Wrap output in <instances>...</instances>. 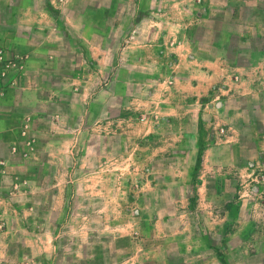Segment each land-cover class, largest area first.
I'll use <instances>...</instances> for the list:
<instances>
[{
	"label": "crops",
	"instance_id": "obj_1",
	"mask_svg": "<svg viewBox=\"0 0 264 264\" xmlns=\"http://www.w3.org/2000/svg\"><path fill=\"white\" fill-rule=\"evenodd\" d=\"M212 1L0 0V47L25 56L0 99V215H48L42 244L56 241L51 220L75 133L102 122L103 156L82 174L102 185L87 190L102 192L110 168L115 181L142 184L133 191L144 198L167 183L169 194L181 191V213L201 216L204 264H264V0H232L227 23L216 13L208 27ZM244 2L256 7L246 19ZM230 39L240 46L229 49ZM42 195L40 205L16 203ZM157 224L137 263L167 260ZM174 241L182 250L188 242Z\"/></svg>",
	"mask_w": 264,
	"mask_h": 264
},
{
	"label": "rangeland",
	"instance_id": "obj_2",
	"mask_svg": "<svg viewBox=\"0 0 264 264\" xmlns=\"http://www.w3.org/2000/svg\"><path fill=\"white\" fill-rule=\"evenodd\" d=\"M231 2L232 0H213L212 4L206 6L204 13L208 19L206 25L208 27L214 25L210 20L216 13L220 16L218 24L225 25L233 10ZM246 4L244 2L237 6V11L239 14L241 12L243 19H246L251 11H256V7ZM204 40L212 43L216 38L213 35L205 37ZM228 45L229 49H232V46H240V43L230 39ZM24 60V55L9 53L0 47V99L4 97L3 90L12 86L14 89L17 86V79L22 75ZM259 103L260 100H256L257 115L260 114ZM94 125L98 129L96 133L87 132L84 127L75 133L77 135L74 137V142L78 150H75L73 155L68 153L66 167L63 168V190L59 200L62 208L60 215L53 217V219L58 217L57 220L55 222L51 220L55 223V228H58L53 229V232L59 235L56 241L51 237L49 247L42 244L44 232H42L41 219L47 218L48 215L31 212L22 214L13 212L9 217L0 215V235L9 233L7 237L9 243L4 244V240L3 243L0 242V255L7 257L2 261L3 264H140L136 262L134 253L141 248L143 236H154V231L158 232L155 230L157 217V225L165 235L159 237L157 244L168 243V247H161L162 251L167 250L164 255H168V258L163 262L148 264H204L202 261L204 256L198 243L201 216L198 213H181L186 205L180 198L181 191L180 194L171 195L169 194L171 186L158 182L154 197L144 198L133 191L138 186L142 188V184L133 180L127 183L115 181L113 168L107 170L111 176L109 182L104 183L102 192L98 191L94 194L92 190H87L89 185H102L96 179L82 180V174L88 170V160L103 156L102 147L106 139L102 134V122ZM260 125L264 124L260 123ZM111 142L117 144L118 139L112 137ZM70 144L68 140L66 145L70 146ZM18 152L17 148L15 156ZM94 168L97 167L94 165L90 167L91 170ZM53 172V169H50L49 173ZM42 184L49 186L52 183ZM124 186L128 187L127 190L123 189ZM88 191L92 195H88ZM43 201H46L43 195L42 198L31 201H27L25 197L16 199L17 204L30 202L40 205ZM52 201L58 203V199ZM149 205H152L158 213L151 215L149 208L145 207ZM8 219L12 221L10 224L7 223ZM166 237H170L168 242ZM176 238L187 239L188 242L183 250L176 241L172 242Z\"/></svg>",
	"mask_w": 264,
	"mask_h": 264
},
{
	"label": "built area",
	"instance_id": "obj_3",
	"mask_svg": "<svg viewBox=\"0 0 264 264\" xmlns=\"http://www.w3.org/2000/svg\"><path fill=\"white\" fill-rule=\"evenodd\" d=\"M222 132H224V131H222Z\"/></svg>",
	"mask_w": 264,
	"mask_h": 264
}]
</instances>
